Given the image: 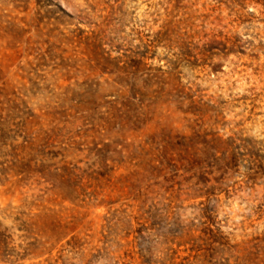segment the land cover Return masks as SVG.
Masks as SVG:
<instances>
[{"label":"rangeland","instance_id":"obj_1","mask_svg":"<svg viewBox=\"0 0 264 264\" xmlns=\"http://www.w3.org/2000/svg\"><path fill=\"white\" fill-rule=\"evenodd\" d=\"M0 264H264V0H0Z\"/></svg>","mask_w":264,"mask_h":264}]
</instances>
